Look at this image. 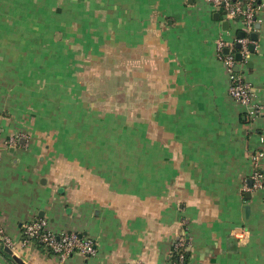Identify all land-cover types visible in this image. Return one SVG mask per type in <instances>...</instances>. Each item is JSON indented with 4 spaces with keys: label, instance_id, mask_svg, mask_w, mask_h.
Here are the masks:
<instances>
[{
    "label": "crops",
    "instance_id": "1",
    "mask_svg": "<svg viewBox=\"0 0 264 264\" xmlns=\"http://www.w3.org/2000/svg\"><path fill=\"white\" fill-rule=\"evenodd\" d=\"M257 17L242 74L264 102V7ZM241 31L206 0H0V137L25 132L0 147V226L25 264H173L179 237L188 264H264V190L249 188L264 115L248 119L217 56ZM79 100L128 128L106 162L89 155L92 128L80 146L62 133ZM34 219L93 238L96 254L25 241Z\"/></svg>",
    "mask_w": 264,
    "mask_h": 264
},
{
    "label": "built area",
    "instance_id": "2",
    "mask_svg": "<svg viewBox=\"0 0 264 264\" xmlns=\"http://www.w3.org/2000/svg\"><path fill=\"white\" fill-rule=\"evenodd\" d=\"M211 6L220 10L224 14V18L228 20H237L240 28L244 32V36H240L235 42L239 43L241 50L239 54L241 59L237 60L235 51L233 50V42L226 40L220 36L217 40L218 53L217 56L223 61L226 71L229 75V95L235 102L246 112L250 121L264 115V102L257 99L255 88L245 79L242 74L244 71L245 61L249 54V48L256 43L251 38V33L256 29L258 22L257 12L264 7V0H206ZM225 49L227 51H225ZM237 67V69H236ZM240 71V72H237ZM264 93V89L262 90ZM19 136H25V132H17L6 138L0 137V147L15 146ZM253 165L252 184L250 189L264 190V134L260 136V147L255 150L251 156ZM22 236L25 241L36 239L44 245V247L55 254L63 257L70 256L74 253H82L85 256H93L96 254L97 248L95 240L91 237L83 236L75 231L54 232L47 228V222L44 219H34L25 222L22 226ZM0 237H2L4 245L15 248V242L5 234L4 229L0 226ZM187 249L184 237H179L175 242L173 251L179 252V260L177 264H186L184 254L181 250ZM3 252L0 250V259L3 258ZM136 264H144L138 261Z\"/></svg>",
    "mask_w": 264,
    "mask_h": 264
},
{
    "label": "trees",
    "instance_id": "3",
    "mask_svg": "<svg viewBox=\"0 0 264 264\" xmlns=\"http://www.w3.org/2000/svg\"><path fill=\"white\" fill-rule=\"evenodd\" d=\"M64 24H66V22L63 21ZM81 26H85L84 24H82ZM86 27H81L80 30H84ZM84 38L86 39V33L84 32ZM67 38L64 36L62 38L61 41V51H62V59H66V64H65V71L64 74L67 73V75H65L64 77L68 80H64V84L68 87L69 84V71L74 70L75 68H73V65L70 64V59L73 57V55L75 54V51H73V49L71 48V43L70 41L65 43L64 41ZM73 39V38H72ZM75 40V39H73ZM92 45L91 41H86V45L85 47L87 49H89ZM235 53H239L241 50V46L239 43L235 44ZM237 58V55H236ZM237 60H239L237 58ZM71 62H73L71 60ZM237 72H240L237 70ZM71 94H69L70 96ZM63 104H66V110L68 112H70L71 114H73V112L75 111V109L71 108V105L75 102L74 99H69V98H65L63 99ZM83 103H80V100L78 101V107H77V116L75 118H73L70 114L66 113L64 116L62 115L61 117H59V121L61 126L63 127L62 133L65 136V139L69 142L72 139V135L74 134L75 136L78 135L77 138V145L80 146V139L82 140V135H80V132L82 134H85L87 131H89L91 128V134L84 135L86 137V139L89 141H91L94 145V148L92 146L91 149H89L91 152H89V155H101L103 157L104 162L108 161L111 159V157L113 156L114 152L113 147L118 144L120 142V140H126L129 141L131 140L130 137L127 136V126L124 125V120H122V117L118 114H114L112 112H108L106 114H104V116L100 115L98 112L95 111H89L88 114H85V110H82L83 108ZM73 106V105H72ZM82 107V108H81ZM90 112L92 114H90ZM92 115V116H91ZM57 121V119H56ZM85 127L86 130H82L81 128ZM66 128V129H65ZM79 139V140H78ZM104 141L106 148L103 149L101 147H99V144H101V142ZM95 150L97 153H95ZM122 150H119L120 154H123V152H121ZM118 153V152H117ZM116 153V154H117ZM82 235V234H81ZM42 244V243H41ZM43 245V244H42ZM187 246V243H186ZM184 254V260L185 263L188 264V260H189V252L187 249L185 250H181ZM3 253L5 251H2ZM6 254V253H5ZM171 259L173 264H177L178 260H179V252L177 251H173L172 255H171Z\"/></svg>",
    "mask_w": 264,
    "mask_h": 264
},
{
    "label": "water",
    "instance_id": "4",
    "mask_svg": "<svg viewBox=\"0 0 264 264\" xmlns=\"http://www.w3.org/2000/svg\"><path fill=\"white\" fill-rule=\"evenodd\" d=\"M258 25H260L259 23H256V28L257 27H259ZM240 35H241V37L242 36H244V32H240ZM251 38L253 39V40H257V38H258V33L257 32H253V33H251ZM254 48V45H251L250 46V49L252 50ZM237 58L240 60L241 59V55L238 53L237 54ZM236 69H237V67H236ZM248 207V206H247ZM4 251L5 252H7V253H9L11 256H12V258L17 262V264H25V262L23 261V259L21 258V257H19V256H17L15 253H14V251L10 248V247H8V246H5L4 247Z\"/></svg>",
    "mask_w": 264,
    "mask_h": 264
}]
</instances>
